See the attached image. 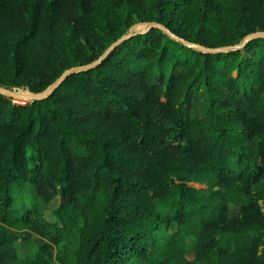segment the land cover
Here are the masks:
<instances>
[{"label":"trees","instance_id":"trees-1","mask_svg":"<svg viewBox=\"0 0 264 264\" xmlns=\"http://www.w3.org/2000/svg\"><path fill=\"white\" fill-rule=\"evenodd\" d=\"M150 22L233 46L264 31V0H0V87L42 91ZM23 233L44 241L25 258ZM54 248L57 264H264V38L205 53L151 28L46 99L0 94V264Z\"/></svg>","mask_w":264,"mask_h":264},{"label":"water","instance_id":"water-1","mask_svg":"<svg viewBox=\"0 0 264 264\" xmlns=\"http://www.w3.org/2000/svg\"><path fill=\"white\" fill-rule=\"evenodd\" d=\"M147 27L141 31H128L125 35L120 37L117 41H115L112 45H110L106 51L94 62L87 64V65H80V66H74L71 67L65 71H63L58 78H56L51 84H49L45 89L39 92H32L28 89L21 88L20 91H12L9 89H6L4 87H0V94L3 96H6L8 98H19V99H25L29 98L27 101L28 102H33V101H40L43 99L48 98L50 95L53 94V92L59 87V85L70 75L79 73L81 71L88 70L90 68H93L95 65H97L101 60H103L111 50H113L117 45H119L121 42L124 40L130 38L131 36H134L138 33H145L151 28H158L162 30L164 33L168 34L172 39L181 42L187 47L193 48L195 50L205 52V53H218V52H228L236 49H241L244 47L246 43L253 39H258V38H264V31H256L253 33H250L244 37V39L241 41V43L233 46H226V47H218V48H209L205 47L196 43H191L187 42L183 38L178 37L175 35L173 32H171L168 28L165 26L155 23V22H150L146 23ZM132 27L129 28L132 29Z\"/></svg>","mask_w":264,"mask_h":264},{"label":"rangeland","instance_id":"rangeland-1","mask_svg":"<svg viewBox=\"0 0 264 264\" xmlns=\"http://www.w3.org/2000/svg\"><path fill=\"white\" fill-rule=\"evenodd\" d=\"M140 24H146V23H136L133 25V28L128 30V31H139V30H134V27L136 25H140ZM164 70L166 72L169 70V66L167 64L164 66ZM6 89H9L12 91H19L21 88L20 87H10V88H6ZM16 103H19V102H16ZM192 186H195L197 188L204 187V185H201V184H192ZM25 204L29 207H38L39 206V202L36 198V194L31 187H28L25 190ZM58 205H59V198L53 199L48 204L46 210L43 212V216L47 221H49V222H55L56 221L57 222V219L54 216L53 212L58 207ZM233 210L234 211H232V213L237 212L236 207ZM172 228L174 229L175 226L173 225ZM187 242H188L187 243L188 245L191 244V241L189 239L187 240ZM41 243H44V241L42 239H40L39 237H37L35 235H29L28 233H23L21 238L15 243V248L17 250L19 257L25 258L28 255L33 254L36 251L38 245ZM55 251H56V248H54L52 251L47 253L46 257H47L49 264H57V262L55 260ZM186 256H187V258H192L193 254H192V252H188Z\"/></svg>","mask_w":264,"mask_h":264},{"label":"bare ground","instance_id":"bare-ground-1","mask_svg":"<svg viewBox=\"0 0 264 264\" xmlns=\"http://www.w3.org/2000/svg\"><path fill=\"white\" fill-rule=\"evenodd\" d=\"M19 91H20V90H19ZM28 99H29L28 97L25 98V99L13 98V100H17V101H25V102H27Z\"/></svg>","mask_w":264,"mask_h":264}]
</instances>
